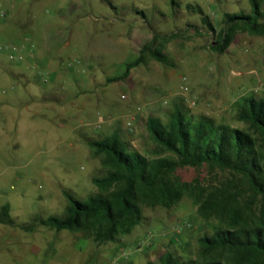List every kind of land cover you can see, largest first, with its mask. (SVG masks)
Here are the masks:
<instances>
[{
  "label": "rangeland",
  "instance_id": "rangeland-1",
  "mask_svg": "<svg viewBox=\"0 0 264 264\" xmlns=\"http://www.w3.org/2000/svg\"><path fill=\"white\" fill-rule=\"evenodd\" d=\"M0 4L6 20L15 14L11 26L25 29L31 43L53 53L49 67L19 65L30 76L34 98L26 92L28 103L12 110L18 120H0V204L10 203L19 224L7 234L4 228L10 227L0 225V264H114L122 249L127 257L116 264H160L166 252L199 256L200 237L221 222L203 218L188 194L170 208L144 206L143 221L116 241L99 243L85 231L44 225L30 232L22 225L37 216L64 215L66 191L80 200L101 192L93 178L108 167L90 140L118 133L149 158L173 156L153 138L150 117L167 123L181 108L194 123L227 124L258 139L239 115L245 97L264 98V35L240 30L226 51L212 48L224 13H250V0ZM204 14L215 30L203 21ZM138 57L142 62L123 77L126 64ZM174 174L207 189L232 177L209 164L180 167Z\"/></svg>",
  "mask_w": 264,
  "mask_h": 264
},
{
  "label": "trees",
  "instance_id": "trees-1",
  "mask_svg": "<svg viewBox=\"0 0 264 264\" xmlns=\"http://www.w3.org/2000/svg\"><path fill=\"white\" fill-rule=\"evenodd\" d=\"M250 2V13H224V26L212 44L214 50L226 51L240 30L264 35L262 1ZM203 21L215 30L208 14L203 15ZM144 48L162 57L160 50L147 44ZM141 62L142 57L129 61L123 77ZM239 117L251 125L258 139L239 127L210 120L194 123L176 108L167 123L148 119L155 141L173 156L149 158L131 149L118 133L90 140L108 167L106 174L93 178L101 192L80 200L66 191L69 204L64 215L37 216L23 228L34 230L44 225L85 231L99 243L116 241L143 221L144 206L170 208L188 194L203 218L215 217L221 226L200 237L199 256L182 258L166 252L160 264H264V98L245 97ZM204 164L228 171L232 177L207 189L181 181L174 174L180 167ZM0 222L16 224L8 204L0 207Z\"/></svg>",
  "mask_w": 264,
  "mask_h": 264
},
{
  "label": "crops",
  "instance_id": "crops-1",
  "mask_svg": "<svg viewBox=\"0 0 264 264\" xmlns=\"http://www.w3.org/2000/svg\"><path fill=\"white\" fill-rule=\"evenodd\" d=\"M0 6L2 7L1 4ZM14 15L12 14L8 20L0 23V40L15 42L20 45V57L15 61L10 59L8 62L4 61L2 57L5 55L8 58V56L6 53L0 51V120H18L19 115L17 116V112H13L12 110H15V108L18 109L22 104L28 103L30 99L27 100L25 98L26 92L34 98V91L29 79L30 76L24 70L20 69L19 65L29 63L31 67H49L53 60V53L45 52L44 48H39L35 45L33 51L28 49V46L33 44L27 38L28 31L18 26H11L10 24V18L14 17ZM5 204L9 205L11 213V205L9 202L1 203L0 207ZM0 225L10 227L8 230L4 228V232L7 234L12 233L13 228L18 227L19 224L16 221L14 225L3 222H0ZM37 228L34 230H25L33 232Z\"/></svg>",
  "mask_w": 264,
  "mask_h": 264
},
{
  "label": "built area",
  "instance_id": "built-area-1",
  "mask_svg": "<svg viewBox=\"0 0 264 264\" xmlns=\"http://www.w3.org/2000/svg\"><path fill=\"white\" fill-rule=\"evenodd\" d=\"M7 17H8V12L3 7L0 6V23L5 21ZM34 46H35L34 44H30L28 46V49L30 51H33L35 48ZM19 50H20V45L16 44L15 42L0 40V51L6 53L10 60L15 61L20 57ZM130 123L131 122L129 121V124ZM118 254L119 256H117ZM118 254L115 255V257L113 258L114 264L118 262L119 258L124 257L126 259L127 257V252L124 249L118 252ZM123 264H129V263L127 261H124Z\"/></svg>",
  "mask_w": 264,
  "mask_h": 264
}]
</instances>
